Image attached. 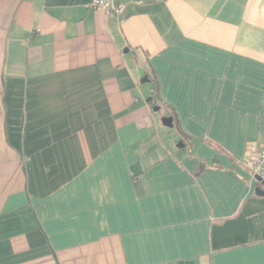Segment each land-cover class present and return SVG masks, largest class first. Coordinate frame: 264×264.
I'll return each instance as SVG.
<instances>
[{"label":"crops","instance_id":"1","mask_svg":"<svg viewBox=\"0 0 264 264\" xmlns=\"http://www.w3.org/2000/svg\"><path fill=\"white\" fill-rule=\"evenodd\" d=\"M114 1L0 0V264H264V0Z\"/></svg>","mask_w":264,"mask_h":264},{"label":"built area","instance_id":"2","mask_svg":"<svg viewBox=\"0 0 264 264\" xmlns=\"http://www.w3.org/2000/svg\"><path fill=\"white\" fill-rule=\"evenodd\" d=\"M89 6L102 9L106 13L115 16L120 15L125 9L124 4L117 3L114 0H90ZM249 168L252 176L261 184V181H264V143L258 145L256 153L250 161Z\"/></svg>","mask_w":264,"mask_h":264},{"label":"water","instance_id":"3","mask_svg":"<svg viewBox=\"0 0 264 264\" xmlns=\"http://www.w3.org/2000/svg\"><path fill=\"white\" fill-rule=\"evenodd\" d=\"M141 81H146V76H144ZM158 109H159L158 107L154 108V110H158ZM161 122H162V124L164 126L172 127V117H170V116L162 117L161 118ZM255 192L258 193V194H263L264 193V181H261L260 187H257L255 189Z\"/></svg>","mask_w":264,"mask_h":264},{"label":"trees","instance_id":"4","mask_svg":"<svg viewBox=\"0 0 264 264\" xmlns=\"http://www.w3.org/2000/svg\"><path fill=\"white\" fill-rule=\"evenodd\" d=\"M259 185H260V183H259Z\"/></svg>","mask_w":264,"mask_h":264}]
</instances>
